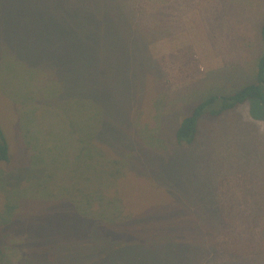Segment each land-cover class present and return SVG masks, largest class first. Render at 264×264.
Here are the masks:
<instances>
[{
  "label": "rangeland",
  "instance_id": "rangeland-1",
  "mask_svg": "<svg viewBox=\"0 0 264 264\" xmlns=\"http://www.w3.org/2000/svg\"><path fill=\"white\" fill-rule=\"evenodd\" d=\"M263 23L264 0H0V264H264V116L249 100L174 139L252 83ZM102 120L105 156L84 142ZM90 229L120 253L79 255Z\"/></svg>",
  "mask_w": 264,
  "mask_h": 264
},
{
  "label": "trees",
  "instance_id": "trees-1",
  "mask_svg": "<svg viewBox=\"0 0 264 264\" xmlns=\"http://www.w3.org/2000/svg\"><path fill=\"white\" fill-rule=\"evenodd\" d=\"M261 32H262V36L264 40V23L262 25ZM254 75H253L254 77H253L252 83L240 88L233 94H230V95L214 94V95L207 97L206 99L201 100L199 103H197L195 107L193 108L192 112L188 116L182 118L178 126L176 127L175 132H174V139H175L176 144L180 147L182 145L193 146L197 140L199 123L205 116L217 118L229 110H232L236 107L244 105L249 100L252 101V102H249V104L251 103L250 105L252 107L251 111L259 117L264 116V54H262L258 59L256 74ZM96 77L98 78L97 81H99L98 84H100L101 80L108 78L107 83L109 81H112L114 83V87H113L114 89L121 88V85L117 81L113 80L112 76L109 73L105 75L104 72H101ZM96 93L100 94L99 91H96ZM93 105H95L97 109L102 111L98 102L96 103L95 101ZM104 116L106 117V113H104ZM141 118L143 117L141 116ZM102 128H103V120H102V123L96 126V128L93 130L92 132L93 135L90 134L88 137V140L87 141L85 140L84 142L86 144H89L90 147L93 146L95 155L102 154L103 156H105L106 152L99 146L101 143L100 142V139H101L100 129ZM131 135L132 134L130 133L129 139L132 144V149L139 147L138 145L140 144L141 140L137 139L139 142L138 144L134 142ZM82 145L83 144L81 142L80 146ZM109 157L110 158L105 162L106 163L105 165L107 167L109 166L110 168L112 166L114 168L115 166H118V170H122L121 165L123 161L121 159L125 160V158L115 159L112 156H109ZM9 159L10 157H9L8 143H7V140H6V137L3 131L0 128V162L2 161L8 162ZM84 180L86 183L91 181V180H88V177H85ZM80 193H81L80 194L81 197L78 199V201H76L73 197H71L70 195L66 193L64 196L71 198V201H73L71 202V205L74 204L75 206H77V211L79 212L81 218H86L88 214L90 213V209L94 206V203L96 200H94V198L92 197L83 195L82 189H80ZM91 224H92V220L89 222V226ZM90 232H91V238H93L96 241V243L90 242L91 244L88 247L84 243H87L86 241L89 239H87L84 242H79V249H78L79 255L89 256L90 254V255L95 256V254L93 253L91 249L92 246H94L95 252L98 254L108 253L109 256H116L118 253H120L118 249L108 252L107 251L108 244H106V242H103L101 238L98 237L93 230L90 229ZM2 257H3V250L0 247V262H1Z\"/></svg>",
  "mask_w": 264,
  "mask_h": 264
}]
</instances>
